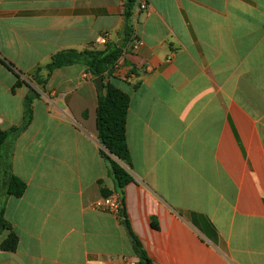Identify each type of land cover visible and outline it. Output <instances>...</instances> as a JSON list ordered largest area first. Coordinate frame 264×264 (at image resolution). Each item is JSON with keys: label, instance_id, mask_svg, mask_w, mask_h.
Listing matches in <instances>:
<instances>
[{"label": "crops", "instance_id": "0c3cea01", "mask_svg": "<svg viewBox=\"0 0 264 264\" xmlns=\"http://www.w3.org/2000/svg\"><path fill=\"white\" fill-rule=\"evenodd\" d=\"M124 13V0H0V60L28 82L61 51L103 34L123 43ZM130 23L142 45L131 39L107 80L131 99L122 165L134 234L152 264H264V0L136 1ZM16 82L0 61L3 131L24 123L29 87ZM36 89L13 140L27 191L5 212L20 243L0 264H139L122 219L96 209L115 184L93 76L73 65Z\"/></svg>", "mask_w": 264, "mask_h": 264}, {"label": "trees", "instance_id": "16d2710c", "mask_svg": "<svg viewBox=\"0 0 264 264\" xmlns=\"http://www.w3.org/2000/svg\"><path fill=\"white\" fill-rule=\"evenodd\" d=\"M126 33L128 38L121 44L108 41L102 48L97 44H92L90 48L83 51L65 50L57 53L51 62L45 66L46 74H42V68L30 76L28 79L35 85H30L23 80L20 73L16 72L12 65L0 60L3 65L10 69L17 77L15 87L22 83L27 84L29 92L24 100V123L20 127L12 128L8 131L0 129V236L8 232L6 239L1 241L0 249L6 252H16L20 238L5 218L6 206L10 198H22L27 191V184L13 171L14 147L13 140L16 139L32 123L34 117V102L41 96L36 87L45 91L46 86L53 73L62 68L73 65H83L86 71L93 76V79L102 77L104 90L98 94L97 107V129L98 139L101 145L100 154L105 160L109 176L115 184V193L101 186L103 198L117 194L123 203V209L118 215L128 231L133 244L134 251L138 257L139 264H152L140 240L134 234L129 218L125 211V187L133 181L132 176L122 164L131 167L130 151L126 139V118L130 108L131 99L114 83L107 80L115 69L120 58L126 53V47L133 37V30L130 23L132 10L136 0H124ZM102 182H100V185ZM157 227V224H153Z\"/></svg>", "mask_w": 264, "mask_h": 264}, {"label": "built area", "instance_id": "2783aa9c", "mask_svg": "<svg viewBox=\"0 0 264 264\" xmlns=\"http://www.w3.org/2000/svg\"><path fill=\"white\" fill-rule=\"evenodd\" d=\"M139 4L140 11H146L148 9V0H136ZM109 40L107 34H103L98 38L97 45H105ZM142 45V42L136 38V35L133 34L131 47L133 50H137ZM122 58V57H121ZM120 58V59H121ZM120 61V60H119ZM119 62L116 64L115 69L118 68ZM96 209L105 213L119 215L120 211L123 209V203L120 196L114 194L112 196L102 198L97 204Z\"/></svg>", "mask_w": 264, "mask_h": 264}, {"label": "water", "instance_id": "95a60500", "mask_svg": "<svg viewBox=\"0 0 264 264\" xmlns=\"http://www.w3.org/2000/svg\"><path fill=\"white\" fill-rule=\"evenodd\" d=\"M95 84H96V87H97V90H98L99 93L104 90V82H103V78L102 77L97 78L95 80Z\"/></svg>", "mask_w": 264, "mask_h": 264}, {"label": "rangeland", "instance_id": "374dc122", "mask_svg": "<svg viewBox=\"0 0 264 264\" xmlns=\"http://www.w3.org/2000/svg\"><path fill=\"white\" fill-rule=\"evenodd\" d=\"M28 82L32 83L30 80H28Z\"/></svg>", "mask_w": 264, "mask_h": 264}]
</instances>
